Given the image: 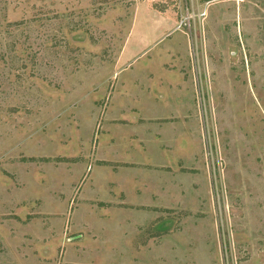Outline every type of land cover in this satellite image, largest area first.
I'll return each instance as SVG.
<instances>
[{"label":"rangeland","instance_id":"rangeland-1","mask_svg":"<svg viewBox=\"0 0 264 264\" xmlns=\"http://www.w3.org/2000/svg\"><path fill=\"white\" fill-rule=\"evenodd\" d=\"M129 174L173 194L139 264H264V0H0V264H74L58 215Z\"/></svg>","mask_w":264,"mask_h":264},{"label":"crops","instance_id":"crops-1","mask_svg":"<svg viewBox=\"0 0 264 264\" xmlns=\"http://www.w3.org/2000/svg\"><path fill=\"white\" fill-rule=\"evenodd\" d=\"M153 137L152 140L140 138L144 143L132 138L129 143L132 146L145 144L144 149L153 151L156 160L169 162L165 153L181 145V135L176 133L172 138L156 134ZM129 167L130 174L135 173L136 166ZM130 174L106 179L85 176L84 183L88 179L86 190L69 197L67 208L58 215V222L70 234L64 240L70 262L139 264L144 260L139 258L137 249L155 247L158 235L153 231L159 227L162 233L166 224L159 206H165L173 194L162 177L153 179Z\"/></svg>","mask_w":264,"mask_h":264}]
</instances>
